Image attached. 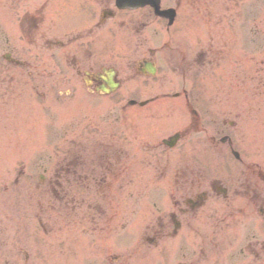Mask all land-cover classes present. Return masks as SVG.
Masks as SVG:
<instances>
[{"label":"rangeland","instance_id":"obj_1","mask_svg":"<svg viewBox=\"0 0 264 264\" xmlns=\"http://www.w3.org/2000/svg\"><path fill=\"white\" fill-rule=\"evenodd\" d=\"M201 4L202 15L196 18L197 25L187 21L185 38L189 39L186 42L191 43V49H195V41L203 51H207L206 47L222 48L225 55L217 67L210 50L207 51L203 69L196 70L197 80L187 81L185 88L200 95L196 109L203 113L205 128H214L213 118L206 116L211 111L227 112L222 118L235 123L229 135L236 143L243 166L220 148L215 153L204 149L201 162L189 167L203 177H264V105L260 106L256 100V106L244 103V98L237 96L239 92L226 79L235 75L242 78L249 58L254 60L251 65L259 68V58L264 56V0H201ZM221 36H226L228 41H223ZM107 39L112 49L106 53L114 60L115 52L125 51L124 38ZM249 44L248 50L243 48ZM230 47L236 51L233 53ZM248 51L252 52L248 54L250 57H247ZM37 56L26 54L34 74L30 75L27 69L21 84L10 86L2 81L0 85V94L10 88L9 96L12 95L9 101L4 100L7 109L0 102L3 109L0 112V245L4 240L9 243V264H169L175 261L179 256L178 242L162 240L152 246L147 241L157 230L150 226L157 215L153 202L164 210L162 193H153V187L156 190L153 181L163 177L162 165L153 163L165 155L148 157L147 152L138 148L134 136L150 142L165 138L186 122L187 114L180 99L175 98L143 110L127 108L126 103L133 98L181 93V82L163 67L153 79L123 83L112 97L90 98L85 95L82 83L69 77L67 71L58 76L53 54ZM122 71L125 70L122 68ZM252 82L248 86L253 93L258 84L255 79ZM213 98L218 100L214 106ZM230 112L235 113L230 115ZM71 141L88 142L87 157L93 164L95 154L102 157V169L98 164L94 169L104 173L109 192L105 208L101 214H93V222L85 219L82 211L74 212L72 208L76 205L77 210H83L87 195L93 200L94 193L85 191L92 184L91 179L76 183L73 193L67 192L68 189L63 191L67 186L58 190L52 179L66 172L67 163L62 162L68 159ZM79 148L80 145L77 149L81 154ZM177 152H170L168 156L175 161ZM120 182L121 191L116 190ZM68 195L74 196V201ZM96 202L101 199L97 197ZM220 237L226 238V244L213 249L211 257L218 261L227 257L229 261L235 241L228 231ZM0 248L2 253V245ZM108 254L119 260L104 261ZM259 260L255 264H264V255ZM0 264L6 263L0 259Z\"/></svg>","mask_w":264,"mask_h":264},{"label":"flooded vegetation","instance_id":"obj_2","mask_svg":"<svg viewBox=\"0 0 264 264\" xmlns=\"http://www.w3.org/2000/svg\"><path fill=\"white\" fill-rule=\"evenodd\" d=\"M123 3L127 0H0V12L4 17L0 19V85L2 81L10 86L21 84L27 69L30 75L34 74L26 54L38 57L47 52L53 54L58 76L67 71L69 77L84 82L87 91L100 98L115 95L104 93L107 90L106 74L112 71L113 80L120 87L140 78L149 79L150 67L156 72L165 67L183 80V86L187 81H196V70L202 69L203 65V52L197 41L194 42L195 49L190 48L185 32L192 21L196 24V18H201V0H160V11L174 10L172 24L170 18L156 15L150 4L119 8L118 5ZM115 36L124 38L125 51L115 52L113 60L110 53H106L111 48L107 38ZM221 54L219 50L213 53L216 63ZM6 91L0 94L3 107L6 105L4 100L9 101L12 97L9 96L11 89ZM198 97L200 95L192 91L175 96L188 115L177 132L179 138L173 148L178 151V158L173 161L167 152L164 159H158L163 162L166 172L174 164V174L157 180L162 182L166 203L163 215L150 225L157 229L153 235L178 237V264H230L229 261L231 264L232 261L234 264H255L264 255V233L261 234L264 230V177H203L189 167L201 162L203 149H219L221 136H229L232 129V125L219 120L227 114L222 109L206 115L213 118L214 128H204L202 113L196 109ZM168 98L170 95L160 94L132 100L149 101L143 107L146 109L159 106ZM217 101L214 99L213 105ZM134 138L143 150L157 149L154 146L157 141ZM227 144L233 145L230 140ZM83 146L86 157H82L76 143H72L71 160L73 165L87 168L93 162L87 157L90 146L87 143ZM93 161L94 166L98 164L102 169L100 154H95ZM92 177L97 178H91L88 193H100L106 188L105 179H102L105 175L102 172L96 174L94 169ZM86 180L90 178L86 177ZM70 181L74 186V180ZM86 210L102 213L96 202L90 203ZM226 231L235 241L230 248L229 261L227 257L213 260L212 250L226 244V238L220 237Z\"/></svg>","mask_w":264,"mask_h":264}]
</instances>
